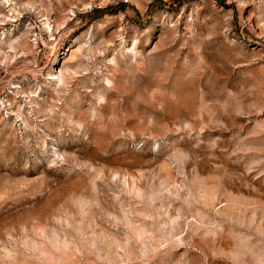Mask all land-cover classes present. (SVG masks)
Here are the masks:
<instances>
[{
  "label": "rangeland",
  "instance_id": "374dc122",
  "mask_svg": "<svg viewBox=\"0 0 264 264\" xmlns=\"http://www.w3.org/2000/svg\"><path fill=\"white\" fill-rule=\"evenodd\" d=\"M0 264H264V0H0Z\"/></svg>",
  "mask_w": 264,
  "mask_h": 264
}]
</instances>
